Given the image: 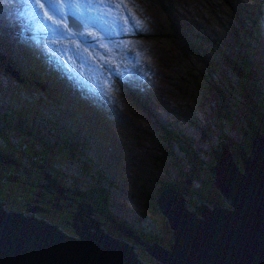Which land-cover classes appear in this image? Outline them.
I'll return each instance as SVG.
<instances>
[{
	"label": "rangeland",
	"instance_id": "rangeland-1",
	"mask_svg": "<svg viewBox=\"0 0 264 264\" xmlns=\"http://www.w3.org/2000/svg\"><path fill=\"white\" fill-rule=\"evenodd\" d=\"M162 1L168 5L167 8L173 5L177 13H186L192 21L181 17L178 26L174 27L167 20V8L165 9ZM84 2L85 0H81V3ZM104 2L113 5L112 8H105L106 12L112 13L111 16L97 19L98 13L94 10L90 14L93 18L91 21L95 25L100 23L102 29L107 31L106 38L125 41L126 38L131 37L136 45L147 49L153 44L155 57L149 62L155 65V77L162 83L160 97H151L149 100L138 99L122 83L112 84L107 79H103L104 82L94 93L63 96L73 101L70 103L73 113L68 110L72 116L69 118L66 112L59 109L58 104L52 105L51 101L42 100V97L39 105H46L48 112L38 118L32 117V123L39 130L44 132L49 130V134L57 139L71 135L77 137L73 140L74 143L83 144L84 150L80 156L73 157L74 160L52 154L59 161L57 162L61 168L59 173L62 179L70 181V177L80 178L83 171L82 161H87L92 169L96 168L100 172L99 179L108 193L107 204L110 212L128 220H138L144 230H151L153 224L149 217L153 216L156 228L162 224L164 217L161 213L151 215L148 212L144 217L137 214L135 210L141 209L140 194L154 193L155 191L150 193L151 181L157 174L172 172L179 162L180 155L174 143L171 146L167 145L162 135L168 139L169 135L164 133L162 123L180 133L201 160L207 161L210 165L214 163L211 148L220 147H216V133L212 135V125L215 122L220 126L221 133L227 131L226 123H220L214 116L213 103L216 108L222 107L220 101L230 104L245 103L256 111L258 118L264 120V106L259 109L256 105L264 99V87L262 86L259 102L253 98L256 85L250 88L236 83V76H240L241 72L235 63L232 68L229 65H220L225 53L229 52L232 33L236 25H240L238 17L242 18L245 13L259 11L263 16L261 24L264 25V0H145L148 8L142 0H104ZM87 3L95 6L100 0H87ZM37 7L39 8V5ZM80 9L84 11L83 8ZM134 12L140 14V27L147 35L154 37L151 41H145L137 33L133 19ZM259 17L260 15L256 17V22L252 21L253 32L258 27ZM8 23L5 15L0 14V26L8 28ZM191 23L196 24V27L193 28ZM243 23L246 26L247 19H244ZM100 32L105 34L103 30ZM181 34H187L190 36L189 40L195 43L193 48L189 49L191 52L189 54L178 49L184 45V37H181ZM261 37H264V26ZM206 38L207 40L203 42ZM49 42L56 45L61 52L72 53L75 59L81 58L76 48L59 41L56 30L51 25H49ZM14 43H16L14 36L0 33L1 48L10 51V45ZM189 45L192 47V44ZM126 52L133 54L134 49L131 48ZM204 63L210 66H205ZM37 65L41 67L42 62L39 61ZM139 65L143 68L142 64ZM209 70H211V80L205 83L200 76L207 75ZM6 78L0 73L2 83ZM134 79L138 81L137 77ZM143 85V92L156 91L151 81H144ZM22 86L27 89L36 88L28 84ZM19 93L22 94L23 91L19 90ZM105 94L115 96L112 105H108L98 97V95L104 97ZM27 109V102L23 97L15 93L12 88L0 85L1 115L5 114V118L11 119L16 116L13 111L20 114L28 113ZM37 109L38 107L33 113H37ZM238 109L240 111L241 106H238ZM233 113L235 111H232V115ZM246 115L252 117L249 111ZM74 126L75 130L67 131V127ZM14 129L15 131L10 130V127L2 129L0 140L3 141L1 137L8 136L7 145H9L25 135L23 131ZM9 136H12L11 140ZM161 136L164 142L160 141ZM247 154H250V151ZM234 159L241 169L242 161L238 152ZM204 171L209 185L211 173L207 174L206 168ZM137 180L142 182L139 188L141 192L133 190L132 185ZM186 199L188 202H197L195 197H186ZM206 203L211 204V202ZM225 204L226 202L223 201L222 205ZM161 240L166 241L165 238ZM136 248L139 250V258L147 263L151 262V255L137 246Z\"/></svg>",
	"mask_w": 264,
	"mask_h": 264
},
{
	"label": "water",
	"instance_id": "water-1",
	"mask_svg": "<svg viewBox=\"0 0 264 264\" xmlns=\"http://www.w3.org/2000/svg\"><path fill=\"white\" fill-rule=\"evenodd\" d=\"M74 20L78 26H74ZM67 25L80 28L75 17L68 19ZM4 69L11 71L6 66ZM249 137L250 154L242 147L238 150L243 172L235 167L223 138L219 139V148H211L214 163H202L213 173V185L231 207L215 202L208 206L197 194L184 195L171 185L158 190L154 201L170 228L168 245L129 233L151 255L150 263L139 260L126 241L105 233L93 219L89 202L62 191L88 198L86 193L61 187L46 176V191L52 192L48 190L51 187L61 194L51 198H70L76 203L71 205L74 210L70 221L75 234L63 232L56 224L34 215V210L48 208L28 201L23 209L12 210L0 201V264H264V136L253 128ZM189 195L197 198V202L191 201L192 207L186 201ZM39 197L40 203L51 199L41 194ZM60 205L55 201L49 206ZM118 228L128 234L121 225Z\"/></svg>",
	"mask_w": 264,
	"mask_h": 264
},
{
	"label": "trees",
	"instance_id": "trees-1",
	"mask_svg": "<svg viewBox=\"0 0 264 264\" xmlns=\"http://www.w3.org/2000/svg\"><path fill=\"white\" fill-rule=\"evenodd\" d=\"M41 1L48 9L49 1ZM258 15H260L258 27L255 32H253L251 28L252 21L256 22V17ZM237 19L240 25H236L235 31H233L231 36L232 43L230 45L229 52L225 53L220 65H229L232 68L235 63L241 72L240 76H236V83L250 88H253L256 85L253 98L260 102L259 98L262 95V86L264 87V37H261V30L264 26L261 24V22H263V16L259 13V11H257V13L248 12L245 13L242 18L238 17ZM244 19H247L246 26L243 23ZM170 21L173 24L178 23V18H171ZM194 27H196V25H193V28ZM180 36L184 37V45L178 47L179 51H185L187 54L191 53L189 49L193 48L194 43H192L187 37L185 38V35L181 34ZM151 37L152 36H150V38ZM206 40L207 38L203 42ZM32 44L31 39L27 40L23 46L17 48V53L5 50L0 46V65L5 63L9 66V68H15L17 70V76L20 79V83L16 85V79L13 76H10L11 73L5 71L1 66L0 73L7 77L6 86H10L15 93L19 92L22 85L28 84L36 87L35 89H27L30 92L27 98H25L28 106V113L23 112L20 114L13 111L16 116L11 119L5 118V114H0V131L10 127V130L15 131L14 128H17L25 133L23 137L15 139L9 145H7L8 136L1 137L3 141L0 140V199L5 201L4 206L8 208H10V205L14 202L19 201L17 200V197H23L27 192L29 193V188H37L36 183L41 180H38L40 176L39 171L30 163L28 158L41 155L46 160L50 158L58 161L54 155H52L57 154L63 159L74 160L73 157L80 156V153L84 150L83 144L73 142V140L77 137L67 135V137H60L57 139L55 136L49 134V130L46 132L39 130L36 128L34 123H32L33 112L37 104L41 101L36 100L34 105H31L34 94L40 92L43 94L42 100H51L54 103L60 104V106H62L60 107V110L66 112V116L68 118L72 117L69 111L72 112V105L70 103L73 102L63 97L64 94L61 92L64 91L63 86L56 79L49 77V51L46 48L44 49L42 46L36 45V51L34 52L36 54V58L25 59V48L33 46ZM189 44H192V47ZM87 45L91 49L94 60L96 61L100 58V51L96 48L95 44L87 43ZM39 61L42 62L41 67L37 65ZM31 64L33 65L31 66ZM204 64L205 66H210L209 64ZM131 68V65H129L125 71L130 70ZM43 70L46 71V74ZM207 73V75H199L205 83H209L211 80V70L207 71ZM103 79H107L112 84L120 81L126 86L131 94H135L133 89L126 85L123 75L115 69H109ZM103 82L104 80L102 83ZM0 83H2L1 80ZM90 83L91 81L86 78L75 76L73 80V95H89L90 90L88 85L90 86ZM45 91L48 92V94ZM211 102L213 103L212 98ZM220 102L222 104L221 108H216L213 103V114L218 118L220 123H226L227 131L221 133L220 126L214 122L211 133L212 135L216 133V147L219 146L220 138H224L228 144L231 145L229 149L234 159L236 158V153L240 147H242L246 152L249 150L250 137L248 134H253V128L264 136V120L258 118L256 111H254L248 104H230L225 101ZM256 105L259 109H261L262 105L264 106V99L260 102V104ZM238 106H241L242 108L240 111ZM232 111H235L233 115ZM247 111H249L252 117L246 115ZM162 126L164 128V133L169 135V139L165 135H162L165 137L167 145L171 146L172 143H174L180 152V155L178 156L179 162L175 165L172 172L166 171V173L156 175V178L151 181L150 193L155 191L154 193H151V195L143 194L140 191L139 188L142 186L141 181L137 180L134 182L132 185L134 186L133 190L141 192L140 195L142 197L139 201L141 209L136 210L139 212L138 214L144 217L148 212L151 213V215L161 213L157 209L154 197L158 190L165 185H171L181 190L184 195L186 192H193L206 202H211V204L212 202H215L221 205L224 201L222 194L216 189L212 181L209 185H207L208 183L206 182L205 168L202 167V163L207 164V161L201 160V157L196 154V151L192 148L191 144H187L181 137L180 133L171 130L170 127L166 126L164 123H162ZM198 128L200 127L198 126ZM66 129L67 131H73L75 130V126L67 127ZM0 136H2L1 132ZM162 136L160 137V141L164 142ZM11 138L12 136H9L10 140ZM34 140H39L41 142H35ZM239 159H241L240 156ZM3 161L8 162L4 163ZM9 162L14 163H10L11 165L6 164ZM81 168H83V171L81 172L80 179L77 181L73 180L74 182H71V186L77 189L78 186L76 184L83 181V179L87 180V186L83 185V187L79 189L90 197L94 206L103 215L111 213L107 204L108 193H106V190L99 179L100 172L96 168L95 170L92 169L90 163L87 161H82ZM3 169H5V171H3ZM7 172L17 173L19 178L11 181L8 179L5 180ZM206 173L209 174L211 172L208 170ZM56 175L59 179H62L58 172H56ZM153 183L154 186H152ZM211 184L214 187L213 194H211ZM206 204L211 206L209 203ZM101 213L99 215H101ZM56 220L58 221H55L54 223L58 226V228L65 232V230L62 229L63 220ZM149 220L153 224V228L151 230H143L144 236L150 240L157 241L159 244L168 245L167 243L170 239V229L166 218H163L162 224L160 226L158 225V228H156V222H154L153 216L149 217ZM162 238H165L166 241H162Z\"/></svg>",
	"mask_w": 264,
	"mask_h": 264
},
{
	"label": "clouds",
	"instance_id": "clouds-1",
	"mask_svg": "<svg viewBox=\"0 0 264 264\" xmlns=\"http://www.w3.org/2000/svg\"><path fill=\"white\" fill-rule=\"evenodd\" d=\"M52 2H55V0H49V3H52ZM32 3L33 2L31 0H0V14L5 15L6 19L9 22L8 23L9 24L8 28H4V27L0 26V33L1 34H5V35L14 36V39L16 40V43H14V45H10V48H12V49H17L20 46H23L24 43H26L27 40L31 39L32 43H33L32 44L33 46L25 48L26 51L35 52L36 51V49H35L36 45H40L44 49L46 48L49 51V45L51 44L49 42V27L46 30L42 29L39 26V24L37 23V21L32 19L30 17V15L27 13V9H28L29 5L32 4ZM65 3H66V8L65 9H67V0H65ZM162 3H163V1H162ZM14 5L16 6L15 8L13 7ZM163 5H164L165 9L168 6L167 4H164V3H163ZM146 8H148V6ZM39 10L41 12L42 18L47 19V17L44 16V13L48 11L46 6H44V8H41ZM77 10L82 12V10L80 8H78ZM48 14L51 15V13H48ZM166 16L168 17V21H170L171 18H175V17L178 18V22L180 21L179 18H181V17H185V18H187L188 21H189V19L192 21L191 17H188L186 15V13H184V12L177 13L176 10H175V7L173 8V5H172L171 8H167L166 9ZM169 16H170V19H169ZM53 19L55 20V18H53ZM48 23H49V25L54 27L52 21H49ZM170 23L174 27L178 26V23L173 24L171 21H170ZM91 24H92V31H93V34H92L93 41L97 45H99V43H98L99 42L98 35L101 33L100 31L103 30V29L98 27V26H96L93 22H91ZM192 24L196 25L194 23H192ZM135 27L137 28V33L145 41H151V38H154V37L150 38V36L147 35V33L144 31L143 28H141V27L139 28L138 26H135ZM54 29L56 30L57 37H60V35L62 33V28H60L58 30V29H56L54 27ZM72 33H73V36L81 35L83 33L82 29H81V26H80L79 29L72 28ZM184 35L188 39L190 38V36H187V34H184ZM194 45H195V43H194ZM150 47L151 48H148V49L142 47V50L137 54L138 57L141 60L140 64L143 65V68L139 67L138 71L141 74V76L137 77L138 81L134 80V82L132 83V85L130 87L131 89H133V91L135 93L134 96L136 98H138V99H143V100H145V99L149 100V99H151V97H153V98L160 97L161 91H162V83L158 82L157 78L155 77V65H152L149 62L150 59H152V58L154 59V57H155V53H154L155 49L153 47V44ZM33 64H31V66ZM71 64H73V60L71 59L70 56H67L65 59H62L61 62H58L56 64V71L57 72L54 73V74H49V77H52V78L56 79L63 86L64 91H61V92L64 95H68V96H72V93H71V91H65L64 82H69V83L73 84V80H74L75 76H78L77 73H71L70 70L68 69V66H70ZM28 65H30V64H28ZM2 66L3 67L6 66L7 68H9V66L7 64H5V63L2 64ZM10 70L16 74V75H12V74L10 75V76H13L16 79L15 84L20 83V79L17 76V70L15 68L10 69ZM43 72L46 74L45 70H43ZM6 79H5L4 83H7ZM144 81H151L152 83H154L156 91L155 92L154 91H151V92H145L144 91L143 92ZM101 85H102V83H101ZM142 95H143V97H142ZM145 95H147L146 97H148V98H145ZM42 97H43V94L40 93V92L34 94L33 99H32L33 101H32L31 105H34L36 100H41ZM49 101H51V100H49ZM51 102H52V105L58 104V103H54L53 101H51ZM58 105H59V109H60V107H62V106H60V104H58ZM36 107H38L37 113H33L32 117L38 118V116L47 114L48 107L46 105L37 104ZM186 201H187V199H186ZM191 204L192 203H188L189 206ZM185 205H187V203H185ZM188 205H187V207L190 208L191 206L189 207ZM22 209H23V207H22ZM136 213H137V211H136ZM35 216L40 217L38 215H35ZM43 219H45V218H43ZM45 220H47V219H45ZM47 221H49V220H47ZM120 225L125 230L126 226L124 224H119V226ZM120 231H122V230H120ZM65 232H67V231L65 230ZM150 241H152V240H150ZM165 246H167V245H165ZM134 251L136 253V257L139 260L145 262L143 259L138 257L139 251H137V250H134ZM151 261H152V258H151ZM145 263H147V262H145Z\"/></svg>",
	"mask_w": 264,
	"mask_h": 264
},
{
	"label": "flooded vegetation",
	"instance_id": "flooded-vegetation-1",
	"mask_svg": "<svg viewBox=\"0 0 264 264\" xmlns=\"http://www.w3.org/2000/svg\"><path fill=\"white\" fill-rule=\"evenodd\" d=\"M219 146H220V144H219ZM229 147H230V145H229ZM249 151H250V147H249V150L247 151V153ZM212 156H213V152H212ZM28 159H29L30 163L40 173V176H39L38 180H40V179L41 180L36 183L37 188H29L30 192L29 193L27 192L23 197H17V200H19V201H16L12 205H10V208L4 206L5 201L0 199V201L3 204V206L5 208H7V209L21 210L20 207H22L24 205V203H27L28 201H29L28 202L29 204H35L36 203V204H38V205H40V206H42L44 208H48V209H47V211L34 210L33 212H34L35 215L43 217V218L49 220V222H51V223H54L55 221H58L56 219H62L63 220L62 221L63 222V229L66 230V231L68 229V231L71 234L72 233L75 234L70 221H71V210H74V207L71 206V205L72 204H76V203L70 198L58 197L59 200L51 198L53 196H61V194H58L57 191L54 190L51 187H48V190H51L52 192L46 191V188L44 187V178L46 176H51L58 183V185H60L61 187L70 188V189H74V190H77V191H81V189H79V188L83 187V185L87 186L88 181L83 179V181H81L80 183L76 184L78 186L77 189L73 188L71 186L72 185L71 182H74L73 180L77 181L80 178L74 179V178L70 177L69 178L70 181H66V180L61 179V178L59 179V177H57V175H56V172L59 173L61 168L59 167L58 162L56 160L50 159V158L48 160H46L41 155L33 156V157L28 158ZM213 159H214V157H213ZM3 162L5 163V162H8V161H3ZM10 163L13 164L14 162H9V163H6V164L11 165ZM3 171H5V169H3ZM59 175H60V173H59ZM213 176L214 175L211 172V181L214 180ZM17 178H19L17 173L7 172L5 180L8 179V180L11 181V180H15ZM213 188L214 187L211 184V194H213ZM43 191H45V192H43ZM62 193L67 195V196H69V197H71V198L77 197L81 201L89 202L90 206H91V208L93 210V214H92L93 219L97 222V224L100 226V228L105 233L112 234L114 236L120 237L122 240L126 241L130 246H132L135 250H138L136 248V246H137L139 249L145 251V249L142 248L141 243L136 242L134 237L131 234H129V233H135L138 238H143V239H146V240L150 241V239H148V238H146V236H144V234H143L144 228L138 223V220H136V221L135 220L134 221L133 220H128L127 218L120 217L119 215H114L113 213H106L105 215H103L94 206V204L90 200L89 196L87 198L84 195L71 193V192L65 191V190H63ZM40 194L44 198H47V199L51 198L50 201H44V202L40 203L41 202V197H39ZM188 197H193V196L189 195ZM34 198H35V200H32ZM223 199L226 202L224 197H223ZM55 201H57L58 203H61V205L59 207L49 206V205H51V202H55ZM65 201H67V202H65ZM68 202L70 203V205H67ZM192 202H194V201H192ZM187 203H191V202L187 201ZM225 205H222V203H221L220 206L231 207L228 203H226ZM211 207H212V204H211ZM100 213H101V215H99ZM137 213H139V212L137 211ZM119 224H124L126 226L125 230L128 232V234H124L122 231L119 230V228H118ZM170 238H171V233H170ZM169 241H170V239H169ZM169 241H168V243H169Z\"/></svg>",
	"mask_w": 264,
	"mask_h": 264
},
{
	"label": "snow or ice",
	"instance_id": "snow-or-ice-1",
	"mask_svg": "<svg viewBox=\"0 0 264 264\" xmlns=\"http://www.w3.org/2000/svg\"><path fill=\"white\" fill-rule=\"evenodd\" d=\"M39 5V8L37 7ZM44 3L41 0H33V3L29 5L27 9V13L30 17L37 21L39 26L46 30L49 27V21L53 22V25L56 29H60L63 24V28L67 29V20L73 19L74 17L78 20H91V11L94 10L98 13V18H104L111 16V12H106L105 8H112L113 5L111 3H105L104 0H100V3L93 6L90 3H87L85 0L84 3H81V0H67V10L68 16H65V0H55V2L49 3L48 11L44 13V16L47 19L42 18L40 8H44ZM83 8L84 11L80 12L77 9ZM48 13H51L49 15ZM53 18H56L55 20ZM74 26H78L74 20Z\"/></svg>",
	"mask_w": 264,
	"mask_h": 264
},
{
	"label": "bare ground",
	"instance_id": "bare-ground-1",
	"mask_svg": "<svg viewBox=\"0 0 264 264\" xmlns=\"http://www.w3.org/2000/svg\"><path fill=\"white\" fill-rule=\"evenodd\" d=\"M96 26L102 28V27L100 26V23H96ZM250 135H253V134L251 133ZM250 135H249V136H250ZM240 160H241V159H240ZM232 161H233L235 167L237 168V170L240 171V172H243V167L241 166V169H240V168L238 167V165L236 164L235 159H232ZM241 165H242V162H241ZM54 173H55V172H54Z\"/></svg>",
	"mask_w": 264,
	"mask_h": 264
},
{
	"label": "crops",
	"instance_id": "crops-1",
	"mask_svg": "<svg viewBox=\"0 0 264 264\" xmlns=\"http://www.w3.org/2000/svg\"><path fill=\"white\" fill-rule=\"evenodd\" d=\"M143 3H144V5H145V7H147V5H146V3H145V0H143ZM137 26L140 28L141 24L138 23Z\"/></svg>",
	"mask_w": 264,
	"mask_h": 264
}]
</instances>
